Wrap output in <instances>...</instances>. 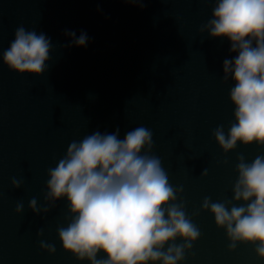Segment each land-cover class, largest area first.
<instances>
[{
	"label": "water",
	"instance_id": "1",
	"mask_svg": "<svg viewBox=\"0 0 264 264\" xmlns=\"http://www.w3.org/2000/svg\"><path fill=\"white\" fill-rule=\"evenodd\" d=\"M215 3L0 0V264H91L63 248L58 229L72 213L66 198L46 199L48 171L73 141L117 129L123 139L141 126L152 132L141 154L160 160L175 193L169 204L200 233L195 240L178 236L162 251L183 247L177 264H264L256 243L233 241L203 206L206 198L228 209L244 205L234 199L237 165L264 156V145L255 142L238 141L225 152L214 136L221 126L227 135L235 122L234 82L225 78L223 61L236 55L227 38L209 34ZM21 25L51 40L39 76L3 62ZM66 30L77 38L86 32L87 46L68 47Z\"/></svg>",
	"mask_w": 264,
	"mask_h": 264
},
{
	"label": "clouds",
	"instance_id": "2",
	"mask_svg": "<svg viewBox=\"0 0 264 264\" xmlns=\"http://www.w3.org/2000/svg\"><path fill=\"white\" fill-rule=\"evenodd\" d=\"M126 3L136 5L138 0ZM207 27L210 36L227 38L230 51L236 53L223 61L225 78L230 75L234 82L229 96L235 122L227 135L218 127L215 139L225 152L238 141L264 145V0H216ZM65 34L71 37L68 47L87 46L86 32L78 38L75 31ZM51 48L46 34L21 25L2 59L11 70L39 76ZM151 144L152 132L143 126L128 131L123 139L119 129L111 134L96 131L73 141L56 167L49 169L46 199L66 198L72 213L67 227L58 229L66 251L91 264H177L183 258V247L170 245L165 252L164 245L178 236L195 240L200 233L183 210L169 204L175 193L160 160L141 154ZM237 168L234 199L246 203L228 209L223 203L209 204L206 198L203 206L210 207L216 223L226 227L233 241L256 243L258 256L264 258V156ZM12 183L20 186L15 179ZM30 207L37 211L36 199ZM21 210L18 204L16 211ZM100 252L106 259H96Z\"/></svg>",
	"mask_w": 264,
	"mask_h": 264
}]
</instances>
